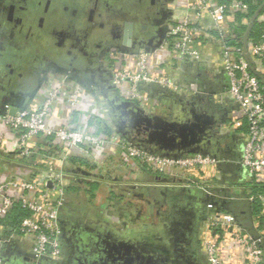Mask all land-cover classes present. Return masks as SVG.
I'll return each instance as SVG.
<instances>
[{"label":"built area","instance_id":"obj_1","mask_svg":"<svg viewBox=\"0 0 264 264\" xmlns=\"http://www.w3.org/2000/svg\"><path fill=\"white\" fill-rule=\"evenodd\" d=\"M164 9L167 14L163 20L164 38L156 51L109 48L113 61L111 82L125 99L150 114L164 104L144 91L143 87L149 85L161 87L163 99L176 104L202 96L226 109L217 133L233 139L228 148L239 153L238 162L218 151V159L202 153L175 158L140 148L118 133L110 109L104 106L100 112L95 108L97 93L103 98L100 91L72 84L70 77L62 78L58 85L43 86L41 97L32 103L21 106L12 99L0 113V153H5L12 143L11 151L20 159L37 155L35 165L51 164L46 175L0 176V220L16 207L30 213L17 231L0 238L1 246L21 236L22 241L16 242L36 261L50 264L65 261L68 242L61 218L71 193L67 191V174L55 164L64 165L73 157L94 164L95 173L103 178L100 210L115 213L118 222L126 219L124 215L132 209L121 204V197L127 196L125 193L131 186L141 190L145 185L136 180L110 182L106 164L102 163L107 147L112 145L125 170L140 168L148 171L150 178L180 180L183 186L196 188L207 197L210 215L200 226V236L208 264H264V0H260L252 17L251 5L246 0H167ZM208 59L214 61L215 73L225 79V88L220 92H200L191 81H181L167 73L191 67L193 72L205 75ZM61 99L70 110L63 122L55 116ZM86 100L91 102L92 120L89 126L82 127L77 125L76 115L82 113ZM12 108H16L14 115L10 113ZM180 108L174 107L171 112ZM105 126L111 129V134L104 130ZM39 141L48 147L53 144L62 150L63 156L59 158L48 149L41 152ZM231 165L237 166L235 177L227 171ZM226 175V184L216 183ZM234 181L243 182L242 186ZM253 187L258 188L255 193ZM230 201V205H239L234 210L228 206L229 210L224 211L222 206Z\"/></svg>","mask_w":264,"mask_h":264},{"label":"crops","instance_id":"obj_2","mask_svg":"<svg viewBox=\"0 0 264 264\" xmlns=\"http://www.w3.org/2000/svg\"><path fill=\"white\" fill-rule=\"evenodd\" d=\"M167 0L164 1V4L166 5ZM162 19V18H161ZM163 22V19H162ZM160 23L159 28H163L164 23ZM158 28V27H157ZM52 29V26L50 30ZM9 31L0 26V52L3 54L7 53L8 51L5 50V37L4 35H7ZM44 40H39L38 42H32L28 39L17 38L16 35H14V39H18L19 41H22L27 45L28 48H25V51H27L31 56L33 57V61L30 64V67L26 69V71L23 72V75L21 77L17 76L18 83L15 85H6L2 86L0 88V113L4 111V106L6 103L11 101V99H16L18 105H27L29 103H32L35 101L36 98L41 97V91L43 89V86H49L50 84L58 85L62 81V78L70 77V83L75 84L79 86V81L83 82V80H88L90 77L89 73L81 72L79 69H85L87 67H91L88 65H83L80 63V65H74L70 66L68 62L65 61V58H60L55 55L56 53V46L52 45V50L50 51L48 48H45L46 45L48 47L51 46L52 38L51 35L44 36ZM148 38V35L147 37ZM31 42V43H30ZM54 42V41H53ZM34 43V44H32ZM139 45V44H137ZM142 46L133 48L134 50L139 49H145L149 46V44L143 43ZM38 46V47H36ZM112 46V45H110ZM145 47V48H144ZM39 48V49H38ZM159 48L157 46L156 48H153L152 51H156ZM44 52H42L43 50ZM80 51H86L83 48L80 49ZM151 52V51H150ZM21 53V51H20ZM47 55V56H46ZM79 58L84 59V56H80ZM104 64V68L107 69L108 72L112 70L113 67V61L109 56V52L106 51L105 55L101 58ZM75 61V59H73ZM108 60V64L107 61ZM20 65H21V60ZM78 61V60H77ZM209 63L208 66L205 65V67L208 69V72L205 73V75H201L199 73L193 72L191 67H187L184 71L182 70H171L167 71L170 74L174 75L177 79L183 80V81H191V83H194L196 85V88L202 92L203 90H209L211 92H220L224 90L225 88V79L222 78V76L217 75L215 72H217L216 66L214 64V61L212 59H208ZM93 67V66H92ZM75 70H78L75 72ZM169 70V69H168ZM69 71H73V74ZM21 73V69L19 70ZM70 73V75H68ZM73 77V78H72ZM74 79V80H73ZM79 80V81H78ZM78 81V82H77ZM96 93L100 91V88L98 84H94ZM84 89H87L83 86ZM144 91L147 92L150 95H153L154 99H159L160 103L164 104V107L161 106L159 110H157V114H160L162 109H167L169 111H172L173 106L175 105V102L172 100H165L163 99L165 97L163 90L159 86H144ZM117 94L123 98V94L117 90ZM95 96V95H94ZM158 96L160 98H158ZM96 97V96H95ZM103 97V96H102ZM95 99V98H94ZM62 103H57L56 107V119L59 122H63L69 115L70 110L67 106L65 101L63 99ZM96 104L95 108L99 111L102 107L106 106L108 108V111L110 109L109 105L107 104V101L105 98H99L98 93L96 97ZM199 104L201 105H209L210 110L214 114H218L221 118L226 117V109H222L215 104L211 102V100L208 99H199ZM182 107V104L180 105ZM94 108V107H93ZM94 108V109H95ZM82 113L79 114V116L76 115V121L78 126L87 127L90 125V122L92 120L91 115V102L90 100H86L85 103L82 105ZM111 110V109H110ZM102 112V111H100ZM104 113V111H103ZM217 132V128H216ZM218 135V133H217ZM219 136V135H218ZM218 146L220 149L224 152V154L230 155V159L233 162H238L239 159V153L237 151H233L232 147L231 149L228 148V145H224V140L233 142L232 138L228 137H222L219 136L218 138ZM11 147L7 148L5 150V153H0V176L3 178V176L15 174L22 178L31 177L32 174H44L46 175L51 167V164L48 162H40L38 165H35L34 163H37L38 156L33 159L32 162H28L25 160L26 158H19L15 153H12ZM38 148L41 152H43V149L51 150L53 153H56L57 157L61 158L60 156H63L62 150H57L56 146L53 144L49 145V147L45 144L44 141H39ZM104 155V160L102 164H106L104 167L106 168V174L110 177V182L112 183H119V182H132L133 180L143 182L145 185L144 192L151 191L154 195V191L162 190L166 187L173 189H179L183 187L182 183H180V180L177 181H171L168 185L163 184L161 181H159L157 178H150L148 171H143L140 168H128V170L123 168V163L119 161V153L116 150V148L112 145L107 147ZM75 158V157H73ZM79 158V157H76ZM82 159V158H80ZM85 160V159H82ZM86 161V160H85ZM89 165H73L71 161H68L62 165V163L57 162L55 166L60 169L63 168L64 172L67 174L69 187H77L79 190L77 191H71L69 193L70 196L68 197V200L66 201L65 207L63 208V215L61 218L62 225L65 228L73 229L74 226H77V228L81 227V230L83 233H86L85 237H87V242H90L91 239L94 241H101V244H99L97 247L95 245H92L89 250L85 253V259L83 264H101L102 258L105 257L104 249L106 248L105 243L106 241H112L116 236H119L122 234L123 236H129V234L134 231V229H138L139 231L145 232V227L150 226L151 222L155 220V218H151L147 213H143L138 222L136 224H133L131 219V214L129 212H126L128 214V218L124 219L128 226L123 228L122 222H118L117 218L118 216L114 213H110L109 211L100 210V206L103 205L101 202V195L103 193L104 188V182L103 178L100 174L95 173L94 169H96V166L92 164L91 162L86 161ZM42 163V164H41ZM59 163V164H58ZM101 164V165H102ZM81 168L85 171H88L91 173V175H83L80 172L72 173L69 171V168ZM131 167V166H130ZM242 171V170H239ZM114 175V176H113ZM99 183L100 187L91 195V193L87 192L89 190L90 183ZM219 185H222L223 183H218ZM52 188L53 186H49ZM68 187V189H69ZM173 188V189H172ZM124 192V191H122ZM127 194V193H125ZM146 194V193H145ZM157 194V193H156ZM124 195V194H123ZM168 200H173L176 197H174L172 194L167 193L164 195ZM130 198V197H129ZM135 203L138 206L144 207V201ZM121 204L128 203V200L125 196L121 197L120 199ZM146 202V201H145ZM129 204L131 202L129 201ZM134 204V203H133ZM132 204V205H133ZM104 208V207H103ZM146 209V206H145ZM79 226V227H78ZM128 228V229H127ZM10 230V229H9ZM8 228H0V238L6 237L9 232ZM21 236H17V238H14L11 244H6L1 246L0 244V261L2 264H44V262L36 261L33 259L30 255L23 252L22 247L18 245L17 240L22 241ZM66 239V238H65ZM67 240V255L65 258L64 263L66 264H79L77 258L79 257V252L76 249L75 245L71 240ZM98 249V251H97ZM97 262V263H96Z\"/></svg>","mask_w":264,"mask_h":264},{"label":"flooded vegetation","instance_id":"obj_3","mask_svg":"<svg viewBox=\"0 0 264 264\" xmlns=\"http://www.w3.org/2000/svg\"><path fill=\"white\" fill-rule=\"evenodd\" d=\"M164 1L165 0H0L1 27L4 29L7 28L9 31L7 35H4L5 45L7 44L4 49L7 51L10 50L0 55V78L11 83L10 85L17 84V76L21 77L23 72L30 67L33 61L31 54L25 51V48H28L27 45L18 39H14L11 32H13L17 38H21V40L28 39L32 42L44 40V36L51 35L54 39L52 40L51 46H43L51 51L52 45H55V55L57 57L61 59L65 58V61L68 62L70 66L76 64L80 65L81 63L83 65L96 67L95 61L98 58L100 61L105 55L106 50L108 51L116 42H121L127 30V23L129 22L134 24L135 38L140 39V43L137 47L142 46L141 44L145 43L144 38L154 31L152 28H159L162 19L166 17ZM11 8H14V10H11ZM144 25L149 26L148 31L150 32L144 31ZM51 26L52 29L50 30ZM107 43H110L112 46ZM99 44L102 45V52H100V48H98ZM81 48L84 50L86 48V51L91 53V56L83 54L85 51H80ZM42 52H44V50ZM103 52L104 55L101 54ZM94 53H96L95 56H93ZM97 55L100 56L97 57ZM80 56H84L85 58L81 61V58H79ZM73 59H75V61ZM19 60H21V65L19 64ZM20 69L21 73L19 72ZM12 70H14V72H12ZM69 72L73 74V71ZM4 84L8 83L0 82V88H2ZM94 84L97 83L92 82L91 77H89L88 80H83L84 87L95 91ZM180 105L181 104H176L173 108ZM228 144L230 146V142L224 140V145L227 146ZM218 152L224 154L220 148ZM236 170L237 166L235 165L228 166L227 168V171L232 173L233 177L236 176ZM227 178L228 176L226 175L221 177V179H217L216 182L226 184ZM127 192L126 198L128 203H126V206H130L136 214L145 212L151 216V218H155V220L151 222L153 227L157 226L162 217H166L167 220L165 221L166 223L168 222L167 225L177 229L178 226L174 227V222H172L170 216H163L165 211L172 209L171 213L176 214L174 218L182 222H191L192 229V234L190 233L189 240L187 239L189 245L187 246L186 243L183 244V246L186 247L185 251H180L178 245L171 242L175 236H169L167 232L163 233V230L156 235L159 236V238L152 239V236L146 235V239L144 237L146 233L136 228L129 234L130 237L126 236L127 238H133L140 249H149L147 252L150 253V250L153 248V241H155L153 248L155 249V256L158 260H161V262L157 264H208L205 253L202 250L200 236V226L210 215V210L207 207V197L203 196L201 193H196L193 199H189L190 203L186 204L184 200H168L164 196L168 192L164 189L157 192L154 191V195L150 190L142 192V190L136 189ZM142 200L146 201H144V207L135 204L143 202ZM129 201L131 203L133 202L134 206L129 205ZM226 204H232V202H226ZM233 205L239 204L233 203ZM137 206L139 208H137ZM192 209H196V218L194 215H191ZM73 229L77 231V229H81V227L77 228V226H74ZM62 264L66 263L63 262Z\"/></svg>","mask_w":264,"mask_h":264},{"label":"water","instance_id":"obj_4","mask_svg":"<svg viewBox=\"0 0 264 264\" xmlns=\"http://www.w3.org/2000/svg\"><path fill=\"white\" fill-rule=\"evenodd\" d=\"M14 8H11V10H14ZM254 20L255 17L252 20L249 30L252 28ZM1 25L2 22H0V26ZM143 29L144 31H148L149 26L144 25ZM152 29L154 31L148 34V38H144L145 43L149 44L148 47L144 48L149 52L162 43L165 32L164 26L163 28L154 27ZM11 35L14 36V33L11 32ZM139 41L140 39L135 38L134 36V24L129 22L127 23L125 36L121 42H116L114 46L123 51H133V48H136L137 44L140 43ZM107 44L110 45V43ZM98 48H100V52H102L101 44L98 45ZM1 53L2 52H0V55L3 54ZM83 54L91 56V53L88 51H85ZM101 54L104 55V52ZM95 55L96 53L93 54V56ZM98 56L100 55H97V57ZM95 64L96 67H87L83 70H79H81V72L91 74L90 77L92 78V82L98 84L102 96L105 98L111 109L115 127L118 133H120L123 137L138 147L161 156L177 158L186 153H202L217 159L219 158L216 154L220 148L218 146L219 136L217 135L216 128L224 118H221L218 114H214L210 110L209 105L199 104V99H203L202 96L194 97L188 101H181L180 104H182V107L178 111L171 112L167 109H162L160 114H150L137 103L123 99L117 94L116 88L111 82L110 73L106 68H104L105 66L102 59L99 61L98 58L95 61ZM76 71L78 70H75V72ZM12 72H14V70H12ZM0 82L8 83L6 85L11 84L2 78H0ZM79 84L83 86V82L79 81ZM15 112L16 108H12L10 111L12 115H14ZM68 170L72 173L80 172L83 175H91L90 172L81 168L70 167ZM157 179L166 185L171 182L170 179L162 178L160 176H158ZM51 185L52 183H49V186ZM135 188V186H131V190H136ZM139 189H141L142 192L144 191V188L140 187ZM165 190L176 197L175 199L184 200L186 204L190 203L189 199H193L196 193L200 194L198 189L188 186H183L179 189L173 190L166 187ZM132 204L133 203L129 205L134 206V204ZM137 208L139 207L137 206ZM171 211L172 209L165 211L163 216H170L172 222H174V227L178 226L177 229L167 225L168 222L166 223L165 221L167 220L166 217H162L157 226L153 227V224H151L150 226L145 227L146 234L144 237L147 239V236L150 235L152 236V239L159 238V236L156 235L161 233L163 230V233L167 232L169 236H175L171 242L176 243L180 251H185L186 247H184L183 244L186 243L187 246L189 245V242L187 243V239L192 231L191 222H182L181 220L174 218L176 214H172ZM130 213L132 214L130 221L133 224H136L140 216L143 214H141V212L135 214L133 210H131ZM195 213L196 209H192L191 215H194L195 217ZM124 216L125 218H128V215ZM122 226L123 228L128 226L125 220H122ZM82 230L77 229L76 231V229L63 227L64 237L71 240L79 252V258H77L79 264H83L82 261L85 259V253L92 245L97 247L101 244V241L97 242L92 239L90 242H87V237H85L86 233H83ZM116 237L117 238L114 237L112 241H106V248L104 249L106 256L102 258L101 264H157L161 262V260H158L155 256V249H153L155 241H153V248L150 250L152 253L151 255L150 252H147L149 249H140L136 242H134L133 238H127L122 234ZM168 242L171 244L169 240Z\"/></svg>","mask_w":264,"mask_h":264},{"label":"trees","instance_id":"obj_5","mask_svg":"<svg viewBox=\"0 0 264 264\" xmlns=\"http://www.w3.org/2000/svg\"><path fill=\"white\" fill-rule=\"evenodd\" d=\"M249 2V4L251 5V12H250V16L252 17L254 14H255V11L257 10V8L259 7V4H260V0H246ZM240 19V18H239ZM104 130L108 133V134H111V129L108 127V126H105L104 127ZM36 157V155H32L31 157L29 158H26L25 160H27L28 162H32L33 159ZM71 163L73 165H89V163H87L85 160H82L80 158H71L70 159ZM237 182L239 184H241L242 186V183L241 181H234V183ZM101 185V184H100ZM99 183H90V187H89V190H87V192L91 193V195H93V193L100 187ZM248 186L252 187V184L251 183H248L247 184ZM258 188L256 187H253L252 188V192L255 193L257 191ZM79 190L77 187H69V189H67L68 192H71V191H77ZM230 207L231 209H236V205H225V206H222V209L224 211H227L229 210L227 207ZM257 205H255V212H256V209H257ZM30 215V213L27 211V210H24L23 208L21 207H16L13 212L10 213L9 216H7L5 219L3 220H0V228L3 227V228H8L9 232L8 234H11L13 231H17L20 227V224L22 223V221L24 220V218L28 217ZM44 264H50L46 261H44Z\"/></svg>","mask_w":264,"mask_h":264},{"label":"rangeland","instance_id":"obj_6","mask_svg":"<svg viewBox=\"0 0 264 264\" xmlns=\"http://www.w3.org/2000/svg\"><path fill=\"white\" fill-rule=\"evenodd\" d=\"M106 61H107V64H108V60H106ZM68 75H70V73ZM216 186H218V185H216Z\"/></svg>","mask_w":264,"mask_h":264}]
</instances>
